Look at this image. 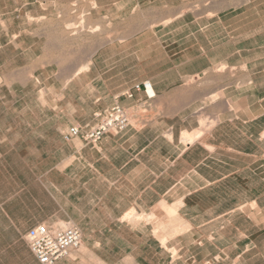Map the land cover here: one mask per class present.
I'll use <instances>...</instances> for the list:
<instances>
[{"label":"crops","instance_id":"0c3cea01","mask_svg":"<svg viewBox=\"0 0 264 264\" xmlns=\"http://www.w3.org/2000/svg\"><path fill=\"white\" fill-rule=\"evenodd\" d=\"M169 37L137 31L118 39L127 45L97 50L82 64L85 69L74 71L89 99L83 112L97 119L118 103L129 114L124 130L106 134L95 146L61 135L69 157L59 146L0 149V264H39L25 234L56 222L77 226L81 243L54 264H161L165 247L154 225L129 217L132 210L161 216L159 204L174 211L164 203L176 206L169 215L178 221L170 231L185 227L174 237L178 243L167 244L183 251L177 258L166 254L169 264L181 257L187 264L192 244L204 247L202 237L192 241L193 230L245 234L254 227L264 233V95L249 93L252 80L201 85L197 80L213 67L207 53L177 55L166 44ZM190 77L195 85L187 84ZM146 80L152 98L133 89ZM192 91L217 95L203 106L206 127L211 118L214 124L194 137L202 107ZM54 154L59 159L49 161Z\"/></svg>","mask_w":264,"mask_h":264},{"label":"rangeland","instance_id":"374dc122","mask_svg":"<svg viewBox=\"0 0 264 264\" xmlns=\"http://www.w3.org/2000/svg\"><path fill=\"white\" fill-rule=\"evenodd\" d=\"M137 31L169 35L166 44L177 55L205 51L213 67L197 80L201 85L210 88L217 81L241 85L252 80L255 86L249 93L255 99L263 97L264 0H0V149L59 146L69 157L62 133L70 125L90 127L99 119L83 112L89 99L81 88L85 83L73 80L74 71L85 69L82 64L88 65L97 50L127 45L118 39ZM221 59L224 65L217 63ZM194 81L190 77L187 84L195 85ZM192 92L202 107L196 112L200 128L191 133L194 137L214 124L211 118L206 127L209 114L203 106L214 103L217 95ZM229 102L225 99L226 108ZM58 159L55 154L49 157V161ZM164 204L174 211L159 204L161 216L132 210L129 218L154 225L153 234L165 247L160 262L169 264L166 254L177 258L183 251L167 244L178 243L174 237L185 227L181 224L170 231L178 221L173 218L176 206ZM248 230L211 235L193 230L192 241L202 237L204 247L192 244L186 263L264 264V233L254 227ZM178 259L177 264L184 263L183 257Z\"/></svg>","mask_w":264,"mask_h":264},{"label":"built area","instance_id":"2783aa9c","mask_svg":"<svg viewBox=\"0 0 264 264\" xmlns=\"http://www.w3.org/2000/svg\"><path fill=\"white\" fill-rule=\"evenodd\" d=\"M142 90L147 98H152L154 92L149 81H143L133 87ZM132 97V90L124 93ZM98 121L90 127L71 125L62 134L64 141L80 138L86 144H96L110 132H120L129 124V117L125 109L114 103L101 114ZM29 249L39 264H54L57 260L69 255L70 251L77 249L81 243V232L77 226L67 224L64 226L38 224L30 228L25 234Z\"/></svg>","mask_w":264,"mask_h":264},{"label":"bare ground","instance_id":"6f19581e","mask_svg":"<svg viewBox=\"0 0 264 264\" xmlns=\"http://www.w3.org/2000/svg\"><path fill=\"white\" fill-rule=\"evenodd\" d=\"M22 1H26V0H22ZM21 15H22V14H21ZM23 18H25V17H23ZM40 18H42V17H39V19H40ZM29 19H31V18H29ZM24 20H25V19H24ZM25 21H26V20H25ZM39 21H40V20H39ZM70 30H72V29L70 28ZM67 32H68V30H67ZM67 32H66V33H67ZM39 33H40V32H39ZM151 92H154L153 89L149 91V93H151ZM128 115H129V114H128ZM61 225L63 226V225H65V223H60V226H61Z\"/></svg>","mask_w":264,"mask_h":264}]
</instances>
